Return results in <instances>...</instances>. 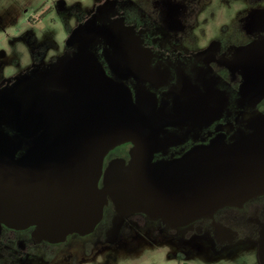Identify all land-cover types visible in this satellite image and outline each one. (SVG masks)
I'll return each instance as SVG.
<instances>
[{"label": "flooded vegetation", "instance_id": "flooded-vegetation-1", "mask_svg": "<svg viewBox=\"0 0 264 264\" xmlns=\"http://www.w3.org/2000/svg\"><path fill=\"white\" fill-rule=\"evenodd\" d=\"M139 1L130 2L137 20L128 22L115 12L119 18L106 17L97 35L81 27L72 30L67 63L49 89L11 95L1 91L0 130L19 140L17 105L22 98H31L40 90L72 94L70 76L97 63L111 79L128 88L134 104L152 107L164 118L161 137L167 142L154 154L156 161L177 158L219 134L230 142L252 131L250 120L264 114V0ZM146 16L149 19L144 20ZM213 28L217 32L208 34ZM131 147L132 143H126L113 149L105 166L115 157L129 159ZM117 149L119 155L109 159ZM119 216L110 202L93 232L70 234L60 242L39 236L35 226L17 229L2 224L0 258L15 252L22 261L40 254L51 261L57 257V246L70 236H88L103 226L102 234L115 244L123 232L130 234L134 227L154 222L153 237L159 241L172 234L192 252L196 247L206 257H226V264H240L236 258L241 247L252 245L256 264H264V194L177 227L142 212L130 213L122 221ZM115 231L117 238L111 241ZM95 239L87 243L86 254L93 252ZM190 252H177L182 264ZM77 263L78 256H73L72 264Z\"/></svg>", "mask_w": 264, "mask_h": 264}, {"label": "water", "instance_id": "water-1", "mask_svg": "<svg viewBox=\"0 0 264 264\" xmlns=\"http://www.w3.org/2000/svg\"><path fill=\"white\" fill-rule=\"evenodd\" d=\"M68 84L72 94L40 90L20 100L19 140L0 130V227L35 226L39 236L60 242L93 232L110 202L120 221L142 212L177 227L264 194V114L233 141L219 134L156 161L167 142L160 114L134 104L128 88L97 63ZM126 143L129 159L105 166Z\"/></svg>", "mask_w": 264, "mask_h": 264}, {"label": "rangeland", "instance_id": "rangeland-1", "mask_svg": "<svg viewBox=\"0 0 264 264\" xmlns=\"http://www.w3.org/2000/svg\"><path fill=\"white\" fill-rule=\"evenodd\" d=\"M131 1L134 2L0 0V92L5 91L8 95L29 94L38 88L52 87L53 80L67 63L68 49H71L67 46V39L72 30L81 27L85 33L97 35L106 17L119 18L115 12H120L121 17L128 22L137 20V11L133 3L130 5ZM218 1L214 0V3ZM218 14L221 16L222 12ZM147 19L149 16L144 20ZM216 32L213 28L209 29L208 34ZM119 153V149L115 150L109 159ZM102 227L99 226L94 234L81 238L70 236L66 242L57 246V257L54 260L50 261L40 254L39 257H29L22 261L15 252H9L0 258V264H72L73 256H78L77 264H182V258L177 257V252L181 250L191 251L187 262L226 264V257L202 256L199 252L201 248L196 247L192 252L189 246L172 234H166L159 241L153 237L154 222L144 227L136 226L130 234L123 232L115 244L108 240L104 231L102 234ZM93 239L98 240L94 250L86 254L85 250L90 249L87 243ZM241 249L237 262L245 264V260H248L246 264L250 261L256 264L255 247L247 245Z\"/></svg>", "mask_w": 264, "mask_h": 264}, {"label": "crops", "instance_id": "crops-1", "mask_svg": "<svg viewBox=\"0 0 264 264\" xmlns=\"http://www.w3.org/2000/svg\"><path fill=\"white\" fill-rule=\"evenodd\" d=\"M202 256H203V255H202ZM247 262H248V260H245L244 263L246 264ZM186 264H208V262L204 263L203 261H202V262H201V261H200V262H199V261H195V262H193V263H192V262H187Z\"/></svg>", "mask_w": 264, "mask_h": 264}]
</instances>
